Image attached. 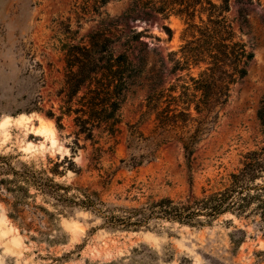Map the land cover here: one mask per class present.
<instances>
[{
	"label": "rangeland",
	"instance_id": "obj_1",
	"mask_svg": "<svg viewBox=\"0 0 264 264\" xmlns=\"http://www.w3.org/2000/svg\"><path fill=\"white\" fill-rule=\"evenodd\" d=\"M196 1L0 0V157L13 166L25 163L65 187L95 191L118 209L145 207L161 198L184 201L190 193L201 198L204 192L219 189L218 182L238 169L240 155L263 145L256 111L264 95V0H229L227 17L254 58L245 78L232 87L227 105L203 123L204 136L189 162L181 145L170 141L160 147L156 161L137 169L119 168V161L129 155V133L149 137L154 131V117L145 114L149 70L161 57L179 50L184 28L178 16L164 19L137 11L151 3L196 5ZM207 1L223 5V0ZM237 19L246 22L242 32ZM162 27L170 30L171 38ZM102 33L111 42L119 39L130 45L127 50L136 60L145 59V72L125 95L118 132L110 136L104 126L94 130L97 144L92 146L78 135L74 114L63 116L61 127L56 118L68 101L67 55L72 47L91 46ZM91 50L100 67L107 54L100 53V46ZM202 69L178 75L192 89L186 75L196 78ZM176 77L167 76L165 81L174 83ZM39 118L47 126L50 123L53 136L48 128L40 130ZM152 147L142 145L140 151L150 152ZM96 148L103 152L99 163L90 160ZM30 194L31 205L57 213L37 192L31 189ZM10 201L0 186V264H264L261 232L250 221L231 215L199 228L153 221L148 230L121 231L105 228L93 214L72 208L57 215L58 233L45 229L39 220L33 222L36 231L51 235L50 241L60 237L61 242L49 243L34 230L22 231L20 221L7 217Z\"/></svg>",
	"mask_w": 264,
	"mask_h": 264
},
{
	"label": "trees",
	"instance_id": "obj_2",
	"mask_svg": "<svg viewBox=\"0 0 264 264\" xmlns=\"http://www.w3.org/2000/svg\"><path fill=\"white\" fill-rule=\"evenodd\" d=\"M228 4L229 0H223V5H213L207 0H197L196 5L174 2L157 6L151 3L145 7L147 9L143 10V6L147 5H142L137 11L147 16L149 12L161 15L164 19L170 15L178 16L184 28L179 50L161 57L157 65L149 70L151 90L146 97L145 114L154 117V131L149 137L129 133V155L119 161V168L137 169L156 161L160 147L170 141L181 145L187 162L194 155L196 146L204 136L201 128L203 123L211 114L217 115L218 110L227 105L232 87L245 78L247 68L254 58L246 43L237 37L233 21L227 17L230 12ZM238 22L242 32L246 22L244 19ZM162 28L171 38L170 30ZM139 34L135 36L136 42L141 37ZM97 46H100L101 54H107L101 59L100 67H97L99 60L94 59L91 52V48ZM111 46L117 47L112 49ZM129 46L119 39L111 42L102 33L91 46L72 47L71 55H67L68 101L64 113L56 118L58 127H61L63 116L74 114L73 122L78 135L83 136L92 146L97 144L94 141V130L104 126L110 136L118 132L125 95L133 82L145 72V59L136 60L131 51L127 50ZM202 66L196 78L186 75L193 86L190 89L178 74ZM167 76L176 77L175 82H166ZM180 82L182 84L178 85ZM79 92L82 93L80 97ZM53 116L47 114L48 118L53 119ZM256 117L263 145L242 153L238 169L224 181L218 182L221 185L219 189L208 195L204 192L201 198L190 193L184 201L161 198L141 208L118 209L103 202L95 191L65 187L25 163L18 162L17 166H13L8 158L0 157V176L3 177L0 186L11 198L7 203L10 209L7 217L13 222L20 221L22 231L30 233L34 230L45 236L49 243L61 242L60 237L55 236L50 241L51 235L36 231L33 222L39 220L41 225L45 224V229L58 233L61 229L55 226L57 215L72 208L93 214L102 221L105 228L121 231L148 230L153 221L199 228L211 225L222 216L231 215L238 220L250 221L264 238V95ZM193 123L200 125L201 129L193 130ZM138 145L140 148L136 147ZM142 145L153 147L150 152H144L140 151ZM102 154L100 148L94 149L91 162L99 163ZM57 174V171L53 173ZM31 189L41 195L57 213L31 205ZM73 190L77 191V195L70 194ZM239 232L245 236L244 231ZM34 238L30 237L31 240Z\"/></svg>",
	"mask_w": 264,
	"mask_h": 264
},
{
	"label": "bare ground",
	"instance_id": "obj_3",
	"mask_svg": "<svg viewBox=\"0 0 264 264\" xmlns=\"http://www.w3.org/2000/svg\"><path fill=\"white\" fill-rule=\"evenodd\" d=\"M38 120L40 121V126H41L40 130L42 129V130L44 131L46 128H48L50 135L53 136V133H54V132L52 131V127H51L50 123L48 124L49 126H47V125H46V121H45L44 119L39 118ZM43 131H42V132H43ZM41 135H42V134H41ZM51 139L53 140V138H51ZM53 141H54V140H53Z\"/></svg>",
	"mask_w": 264,
	"mask_h": 264
}]
</instances>
